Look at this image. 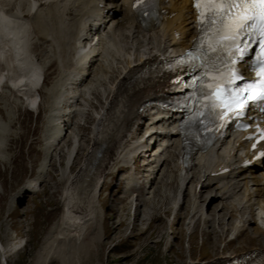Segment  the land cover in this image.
<instances>
[{"label": "bare ground", "instance_id": "6f19581e", "mask_svg": "<svg viewBox=\"0 0 264 264\" xmlns=\"http://www.w3.org/2000/svg\"><path fill=\"white\" fill-rule=\"evenodd\" d=\"M132 2L133 0H0V89L10 82L13 90L25 97L26 102L33 109L38 108V98L42 97L46 74L38 56L34 54L32 37L35 35L39 39L45 37L55 47L61 77L68 76L71 84L76 85L77 89L79 81L82 84L87 81L80 97L77 98L76 95L69 100L78 102L77 99H80L82 103L91 106L92 96L95 100L106 102L96 117L83 164L72 176H63L66 184L65 212L61 222L53 227L48 241L55 238L53 234L57 230L58 239H64L66 244L74 241L82 250V254L90 256L96 249V246L91 244L94 240L92 241L89 236L98 227L97 196L103 179L118 163L129 164L130 161L148 159L147 166L151 168L157 163L158 168L160 167L158 174L169 172L170 170L166 169L172 161L171 166H174L172 171L180 173V183L175 176H171L173 180L171 179L170 183L173 185L178 183V199L184 197L185 190L189 189L194 210L189 219L190 234H193L202 220H206L207 223L212 221L209 222L207 210L201 205L204 190L211 191V195L215 192L212 201L221 199L222 211H227L229 214L228 222L222 223L224 233L229 232L231 219H234L231 231H234L236 239L256 224V233L261 237V242L259 247L254 249L255 252H264V215L261 218L257 217L255 211L257 206L264 211V162L257 164V167L263 170L240 169L237 167L240 162L236 149L229 148L225 142H218L211 149L196 154L189 165L185 166L182 140L174 129L178 126L177 118L171 113H161L156 108H143L148 93L166 81L155 76L143 77L146 65L155 62L160 56L173 57L184 53L191 47L196 37L197 25L189 0H178L163 6V9L169 10L165 14V21L158 28L151 30H146L137 23L136 16L131 11ZM173 12H177L176 17L166 19ZM114 15L116 18H113ZM6 22L9 24L7 30H5ZM105 25L111 27L102 30L100 33L103 32L105 35L97 40L99 37L97 35L100 33H95L93 29H100ZM21 29L24 31L21 32ZM178 31L183 33L181 40L175 37ZM98 61L102 63L98 67L97 74L91 77V68ZM86 91L91 95L89 98L86 96ZM76 102L74 101V104ZM67 116L62 114L57 119L59 125L64 124L63 128L67 127L64 120ZM149 117L152 119L148 129L151 135L143 140L145 136L141 138L139 136L143 133L144 123ZM167 118L169 128H166L161 135L155 129ZM71 127L74 125L72 124ZM72 130L76 132L75 128ZM74 133L72 134L75 135ZM157 134H159L158 138L155 137ZM74 138L77 145L70 149L64 172L75 165L72 162L76 159L74 156L80 141L76 135ZM148 139L152 140L151 144ZM51 140H54L52 144H55L59 139ZM153 140L156 147L157 141L160 142L159 156L149 160L151 153L155 152L152 146ZM167 140H173L169 144L174 145L164 148L163 145ZM2 146L0 141V149ZM240 146L247 147L245 143H241ZM81 150L82 147L78 149L77 154ZM51 151L50 154L47 151L45 164L49 163ZM246 154L249 152L246 151ZM55 157H59V154ZM51 158L53 159V155ZM226 167L232 169L230 173L214 175ZM144 171L146 172L147 169ZM40 174L42 173L39 172V176ZM154 182L153 180L152 185ZM38 183L39 179L30 180L26 191L32 192L31 187H37ZM80 191L82 196L79 195ZM234 201L239 203L240 210L248 214L245 220L233 215L237 207ZM206 202L207 199H203V203ZM154 213L155 211L150 215L151 220L156 219ZM96 237L98 241L100 234L98 233ZM86 238L90 239L88 243L84 242ZM24 245L23 240L7 244L0 241V257L5 261L3 263L6 264L7 259ZM229 246L230 244L227 248ZM190 248H193L192 245ZM213 251L214 257H206L207 259L204 257L194 259L191 254L187 264H227L236 255L235 251L230 255L226 254L224 248L220 251L217 245ZM60 259L62 264H72L69 256L64 255ZM41 261L42 264H48L49 256L41 258ZM74 261L76 264H81L78 255Z\"/></svg>", "mask_w": 264, "mask_h": 264}, {"label": "rangeland", "instance_id": "374dc122", "mask_svg": "<svg viewBox=\"0 0 264 264\" xmlns=\"http://www.w3.org/2000/svg\"><path fill=\"white\" fill-rule=\"evenodd\" d=\"M32 43L34 54L38 56L46 74L42 97L38 98V111L13 90L10 82L0 89V141L3 145L0 154L9 157L0 162V241L7 244L23 240L25 244L7 259L6 264H42L41 258L47 256L48 264H62L60 258L64 255L72 259V264H76L74 260L77 255L81 258V264H187L191 254L194 259L213 258L216 245L220 251L224 248L228 255L234 251L236 255L245 254L259 247L261 237L256 233V224L236 239L234 231H231L234 220L231 219L229 232L224 233L222 223L228 222L229 214L222 211L221 199L212 201L215 192L211 195V191L206 190L203 199H207V202L203 203L201 199V205L207 210L209 222L212 221L207 223L202 220L190 234L189 219L194 210L189 189L185 190L184 197L178 199V183H170L174 176L179 182L180 173L172 171V161L166 169L169 172L158 174L160 167L155 163L150 168L146 165L148 159L130 161L129 164L118 163L103 179L97 196L98 227L89 236L94 240L91 244L96 249L90 256L82 254L74 241L66 244L64 239H58L57 230L53 234L55 238L48 241L53 227L61 222L65 212L66 184L63 176H72L83 164L96 117L106 102L95 100L87 91V98L91 96V106L80 99H77L78 102L69 100L76 95L80 97L87 81L84 84L79 81L77 89L68 76L59 75L56 49L45 37L39 39L34 35ZM101 63L98 61L91 68V77L97 74ZM62 114L68 115L64 118L65 128L57 121ZM149 121L150 117L144 123L140 138L147 134ZM72 124L74 127H71ZM73 128L77 133L73 132ZM72 133L80 141L76 154L79 148L82 147V150L74 156L76 159L72 163L75 165L64 172L70 149L77 145ZM52 138L59 139V143L52 144ZM47 151H51V155L49 163L45 164ZM56 154L59 157L56 158ZM152 159H155L153 154ZM39 172L42 173L40 176ZM35 179H39L37 187H31L32 192L26 191L29 181ZM79 195L82 196V191ZM234 203L239 208V203ZM236 208L233 215L245 220L248 214ZM154 211L156 219L151 220L150 215ZM255 211L257 217L264 215L259 206ZM98 233L100 239L97 241ZM88 238L84 242L88 243ZM3 262L0 257V264Z\"/></svg>", "mask_w": 264, "mask_h": 264}, {"label": "snow or ice", "instance_id": "6c2138e0", "mask_svg": "<svg viewBox=\"0 0 264 264\" xmlns=\"http://www.w3.org/2000/svg\"><path fill=\"white\" fill-rule=\"evenodd\" d=\"M158 4L159 0H136L133 8L149 15ZM193 6L201 35L178 62L203 72L197 118L210 117L216 128H224L242 119L250 106H264V0H194ZM256 39V79L246 82L239 65L248 54V42ZM255 131L256 136L248 137L256 141L253 149L264 141V127L258 124Z\"/></svg>", "mask_w": 264, "mask_h": 264}, {"label": "clouds", "instance_id": "9594fccd", "mask_svg": "<svg viewBox=\"0 0 264 264\" xmlns=\"http://www.w3.org/2000/svg\"><path fill=\"white\" fill-rule=\"evenodd\" d=\"M8 27H9V24H8V22H6V23H5V30H7ZM23 31H24V30L21 29V32H23ZM8 158H9V157H7V156H5V155H3V154H0V162H4V161H6Z\"/></svg>", "mask_w": 264, "mask_h": 264}]
</instances>
